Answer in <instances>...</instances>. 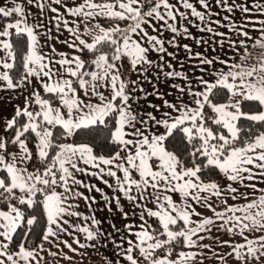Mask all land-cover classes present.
<instances>
[{
  "label": "snow or ice",
  "instance_id": "snow-or-ice-1",
  "mask_svg": "<svg viewBox=\"0 0 264 264\" xmlns=\"http://www.w3.org/2000/svg\"><path fill=\"white\" fill-rule=\"evenodd\" d=\"M0 93V264H264V0H0Z\"/></svg>",
  "mask_w": 264,
  "mask_h": 264
},
{
  "label": "crops",
  "instance_id": "crops-1",
  "mask_svg": "<svg viewBox=\"0 0 264 264\" xmlns=\"http://www.w3.org/2000/svg\"><path fill=\"white\" fill-rule=\"evenodd\" d=\"M214 11H222V10H221V9H216V8H214ZM239 15H240L239 12H237V13H236L237 18H239ZM221 30H224V29H221ZM192 31H193V33H194L195 35H200V33H198L197 30H196L195 28H193ZM166 35H167V33H166ZM182 43H191V41L183 40ZM193 47H195L194 44H193ZM169 50L171 51L172 49L170 48ZM181 56H183V53H181ZM146 87H149V86L146 85ZM84 179L87 180L88 178H87V177H84ZM93 182L97 183L100 187H104L103 185L99 184L98 181H94V180H93ZM261 186L264 187V185H261ZM105 190L108 191L107 189H105ZM92 195L96 196V197H97V200L100 199L99 194L93 192ZM97 207H99V206H97ZM81 210L86 211V209L83 207V203H82V209H81ZM207 214H208V215H211L210 212L207 213ZM106 215H108V213H107L106 210L103 211V212H101V211H97V216H98V218H104ZM117 215H118V214H117ZM104 228H105V229H108L109 231L111 230V229L108 228V225H107V224L104 225ZM225 239H227V237H225ZM110 249H111V245H109V248H108V249H105V248H103V247L101 246L98 255L101 256V257H103L104 254H105V252L109 251ZM94 255H97V253H94Z\"/></svg>",
  "mask_w": 264,
  "mask_h": 264
},
{
  "label": "rangeland",
  "instance_id": "rangeland-1",
  "mask_svg": "<svg viewBox=\"0 0 264 264\" xmlns=\"http://www.w3.org/2000/svg\"><path fill=\"white\" fill-rule=\"evenodd\" d=\"M33 11H35V9H33ZM55 34V33H54ZM68 36V33L65 32L64 33V36H62L61 38L63 39L64 37ZM56 47L62 51H67L66 48L62 47L61 45L57 44ZM7 95H10V93H0V96H7ZM0 109H2V113L0 114H4V115H7V114H10L12 109H11V106L8 105V106H5L4 103L2 101H0Z\"/></svg>",
  "mask_w": 264,
  "mask_h": 264
}]
</instances>
